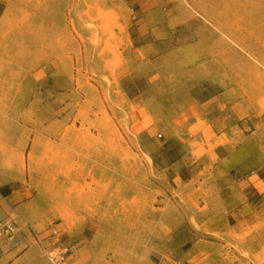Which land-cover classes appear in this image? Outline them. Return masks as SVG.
<instances>
[{"label":"rangeland","instance_id":"1","mask_svg":"<svg viewBox=\"0 0 264 264\" xmlns=\"http://www.w3.org/2000/svg\"><path fill=\"white\" fill-rule=\"evenodd\" d=\"M1 10L0 255L89 228L68 264H264V0Z\"/></svg>","mask_w":264,"mask_h":264},{"label":"crops","instance_id":"2","mask_svg":"<svg viewBox=\"0 0 264 264\" xmlns=\"http://www.w3.org/2000/svg\"><path fill=\"white\" fill-rule=\"evenodd\" d=\"M19 1H21V0H0V19H2L1 18V15H2L1 14V12H2L1 6L2 5L7 4V5L12 6V5H15ZM10 13L11 12H9V14H6L7 16L4 14L5 16H3V20L7 19V17L10 15ZM0 24H2V23H0ZM2 28H3V26L1 25L0 26V30H2ZM230 160H228V161H220L215 166V167H217L219 165L220 167H217L216 169H214L213 172L215 173V178L218 180V186H219V189H221V191H222V195L224 196L223 192L225 191L230 198H233V200L235 202L239 201L240 205H238L236 207V209L238 207H240V209L248 208L249 212L244 214L245 215L244 221H248V219H247V218H249L248 214H253V215L256 214V211L253 209L254 204H255L254 201L259 199V198H256V200H253L252 191H251V189L248 190V188H256V187H255L254 184H252L250 187H246V188H244L242 190L239 189L240 183L244 182L245 180H237L234 177V176H236L235 175L236 173H232V171H233L232 169H233V166H235L234 165L235 163L233 164V162H232L234 159H230ZM262 185H264V184L262 183ZM246 190H248L247 193H246ZM244 192H245V194H244ZM247 194L250 195L249 201L246 198ZM224 197H226V196H224ZM243 198H244L245 203H246L245 205L243 204ZM235 202H234V204H235ZM227 215L229 217H232L233 216V211L228 212ZM228 226L229 227L232 226L230 224V222H228ZM83 232L84 233H88V232H91V231H90L89 228L83 229L81 231V233L77 235L78 237H77L76 240H78V241L75 242L74 244L66 243L65 241L63 242V243H65V244H67V245H69V246H71L73 248V253H74V250H75L76 246L81 241L90 239L87 235H84ZM48 241H49V238L40 240L39 242H40L41 248H43L45 245H47ZM61 242L62 241L59 238H53L52 239V243L55 244V245H57V244H59ZM20 248H21L20 246H17L16 248L10 249L8 252H6V254L0 255V264H48L47 261H46V263H43L42 261H34V262L31 261L27 257L28 250L22 251V249H20ZM73 253L70 255L69 259L73 256Z\"/></svg>","mask_w":264,"mask_h":264},{"label":"built area","instance_id":"3","mask_svg":"<svg viewBox=\"0 0 264 264\" xmlns=\"http://www.w3.org/2000/svg\"><path fill=\"white\" fill-rule=\"evenodd\" d=\"M13 234V225L7 224L1 227L0 235L11 237ZM59 231L55 228L50 230L49 241L43 249L44 257L48 264H68V259L73 253V248L63 242L55 245L52 243L53 238L59 237Z\"/></svg>","mask_w":264,"mask_h":264}]
</instances>
